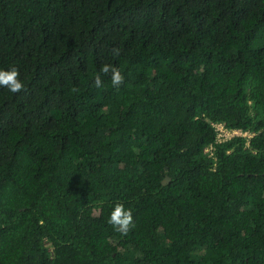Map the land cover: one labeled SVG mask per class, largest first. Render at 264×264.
I'll return each mask as SVG.
<instances>
[{
    "label": "trees",
    "instance_id": "obj_1",
    "mask_svg": "<svg viewBox=\"0 0 264 264\" xmlns=\"http://www.w3.org/2000/svg\"><path fill=\"white\" fill-rule=\"evenodd\" d=\"M13 66L0 264H264V0H0Z\"/></svg>",
    "mask_w": 264,
    "mask_h": 264
},
{
    "label": "clouds",
    "instance_id": "obj_2",
    "mask_svg": "<svg viewBox=\"0 0 264 264\" xmlns=\"http://www.w3.org/2000/svg\"><path fill=\"white\" fill-rule=\"evenodd\" d=\"M113 54L119 55V50L113 49ZM99 72L103 74L111 73V82L113 86L119 87L124 81V76L120 69L110 63L103 64ZM19 75L20 73L15 66L10 67L7 70L0 69V87H5L12 93L22 91L24 89V84L19 79ZM93 83L97 88L103 86L101 75L99 73L95 75ZM72 91L77 92L79 90L73 88ZM108 223L123 235H127L130 229L135 226L131 209L125 208L124 204L121 202H116L114 204V207L109 214Z\"/></svg>",
    "mask_w": 264,
    "mask_h": 264
},
{
    "label": "built area",
    "instance_id": "obj_3",
    "mask_svg": "<svg viewBox=\"0 0 264 264\" xmlns=\"http://www.w3.org/2000/svg\"><path fill=\"white\" fill-rule=\"evenodd\" d=\"M217 129H218V138L222 140L226 138H230L233 135H247L246 132H242L239 129L228 130L225 127H223L221 124L217 125Z\"/></svg>",
    "mask_w": 264,
    "mask_h": 264
}]
</instances>
